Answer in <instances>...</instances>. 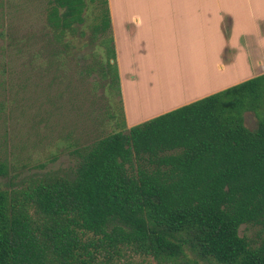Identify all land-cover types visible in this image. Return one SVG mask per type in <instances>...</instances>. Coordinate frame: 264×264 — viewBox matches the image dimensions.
Returning <instances> with one entry per match:
<instances>
[{
  "label": "trees",
  "instance_id": "trees-1",
  "mask_svg": "<svg viewBox=\"0 0 264 264\" xmlns=\"http://www.w3.org/2000/svg\"><path fill=\"white\" fill-rule=\"evenodd\" d=\"M45 23L46 59L60 63L86 28L112 64L108 0H47ZM75 153L72 177L0 188V264H120L125 252L156 264H264V73L130 127L121 113ZM7 169L0 161V177Z\"/></svg>",
  "mask_w": 264,
  "mask_h": 264
},
{
  "label": "rangeland",
  "instance_id": "rangeland-1",
  "mask_svg": "<svg viewBox=\"0 0 264 264\" xmlns=\"http://www.w3.org/2000/svg\"><path fill=\"white\" fill-rule=\"evenodd\" d=\"M46 1L0 0V161L8 168L7 174L0 177V188L18 187L25 178L49 173L72 177L79 159L75 150L114 131L115 120L121 113L125 116V108L135 115L140 109L148 113L164 107L176 93L157 85L139 103L137 93L128 89L132 81L127 79L131 78L125 72L123 80L119 74L116 50L108 66L105 49L88 41L86 28V36L72 38L68 52L59 57L60 63L51 57L46 59L48 55L39 38L46 27ZM118 3L122 12H153L151 8L161 12L168 7L163 0H118ZM147 29L145 34L151 42L142 52L146 51L148 57L138 56L135 61L126 49V33L119 32L125 47V69L137 63L145 74L163 71L168 76L179 75L175 72L180 66L176 58L182 55L184 47H178L177 42L161 43L159 34L152 37L156 35L152 27ZM198 29L197 45L193 44L188 51L197 57L199 53L200 59L206 60V54L213 58L212 40L202 36L200 25ZM36 52L41 53L40 57ZM212 66L205 70L201 65L199 76L217 79L219 73ZM147 81L145 77L141 82ZM159 93L167 96L166 101L160 102ZM244 123L254 129L257 125L254 113L246 111ZM239 233L258 238L255 227L241 225ZM188 255L193 257L191 253ZM120 264L156 262L151 257L125 252ZM199 264L218 263L205 259L199 260Z\"/></svg>",
  "mask_w": 264,
  "mask_h": 264
},
{
  "label": "crops",
  "instance_id": "crops-1",
  "mask_svg": "<svg viewBox=\"0 0 264 264\" xmlns=\"http://www.w3.org/2000/svg\"><path fill=\"white\" fill-rule=\"evenodd\" d=\"M108 2L119 74L123 80L125 72L131 78L127 79L132 81V85L128 87L129 91L137 93L139 103H142L144 100L141 98L146 99L152 87L156 88L157 85L176 92L164 107L148 113L145 109H140L138 115H135L125 108L127 127L264 73V0H163L164 5L168 7L165 6L161 12L152 8L150 11L153 12H122L118 0ZM199 25L204 32L202 36L213 42V58L206 54V60L200 59L199 53L197 57L188 51L193 48V44L197 45ZM129 26L132 28L129 29ZM148 26L152 27L153 33L156 34L152 37L159 34L161 43L177 42L178 47H184L182 55L176 58L180 66L175 72L180 73L179 75L168 76L163 71L159 74H145L141 67L136 66L137 63L125 69V47L119 32L126 33V49L135 61L138 56L148 57L146 51L142 52L151 42V38L145 34ZM226 53L229 55L225 58ZM210 64L215 66L219 73L217 79L212 76H199L200 66L203 65L205 70H208L207 66ZM145 77L148 81L144 84L141 81ZM153 95L157 96L155 92ZM159 97L160 102L167 99L166 95L160 93Z\"/></svg>",
  "mask_w": 264,
  "mask_h": 264
}]
</instances>
